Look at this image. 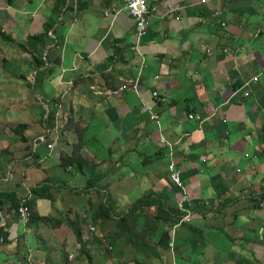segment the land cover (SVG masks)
I'll list each match as a JSON object with an SVG mask.
<instances>
[{"label":"crops","instance_id":"1","mask_svg":"<svg viewBox=\"0 0 264 264\" xmlns=\"http://www.w3.org/2000/svg\"><path fill=\"white\" fill-rule=\"evenodd\" d=\"M126 1L68 0L74 9L59 24L66 10L58 17L57 0H0V78L14 91L9 109L35 114L30 123L0 118V192L27 199L34 188L49 186L52 200L35 199V210L65 221L25 223L15 214L25 229H36L22 235L5 214L0 227L9 237L0 240V264H81L86 253L102 256L98 246L122 233L106 236L102 219L91 225L92 211L109 202L117 225L147 196L157 203L138 208L129 247L123 253L121 238L120 253L105 263L119 264L130 253L131 264H264V0H147L150 22L140 53L131 49L136 23ZM48 53L46 67H36ZM39 71L41 84L31 93L23 79L33 81ZM137 79L138 93L111 94ZM49 106L47 128L42 117ZM191 113L203 122L189 119ZM73 154L87 165H63L62 155ZM173 159L191 197L189 225L181 223L183 191L170 177ZM68 179L85 182L74 187ZM89 180L98 182L88 191ZM127 182L142 185L145 195L122 211L117 197L129 191ZM75 195L84 196L86 211L76 223L85 250L68 225ZM162 232L170 237L165 253L157 248ZM14 239L24 240V254L5 247Z\"/></svg>","mask_w":264,"mask_h":264},{"label":"trees","instance_id":"2","mask_svg":"<svg viewBox=\"0 0 264 264\" xmlns=\"http://www.w3.org/2000/svg\"><path fill=\"white\" fill-rule=\"evenodd\" d=\"M80 5V3H79ZM57 6H58V17L61 16V14L64 12V10H66L63 14V18L59 21V24H63L65 22V14H67V12H71L73 8L72 3H70V5H68V0H57ZM56 23V19L52 20L49 23H46L43 26V31L42 33H47L49 30H51L53 28V26ZM41 33V35H42ZM53 33L55 34V40L57 39V29L53 30ZM54 40V41H55ZM61 42L62 40L58 37V44L57 46H61ZM43 57V56H42ZM50 61V53H48L46 55V59L42 60L38 63V65L36 67L38 68H43L46 67V63ZM39 74H41V71H39L37 73L36 78L33 80V83L28 81L26 78L23 79L24 81H27L28 85H29V89L31 88V90L34 89V92H36L37 88L39 87V84H41V81H39L38 76ZM51 106H49V112L47 113V117L44 120L46 122L47 121H51L52 118V113H51ZM69 122H73V120H70ZM67 124H68V120H67ZM47 128H49V125L47 124ZM69 125V124H68ZM23 128L25 127V124H21L19 127H17L14 131L16 134H19L20 130L19 128ZM23 141H25V138H21ZM62 160H63V165H65L66 167L70 166H74L76 165L77 167L83 168L85 165H87V163H83L82 159L80 157H77L75 154L71 155V156H63L62 155ZM93 165V164H92ZM1 177V176H0ZM98 181H91L89 180L88 183V187L87 190H92L94 188V184H96ZM32 191L33 196H31L30 198H23V197H19L17 195V193L15 191H9V192H0V212L5 216L6 213H12V216H15V214H17L18 209L21 206H27L30 210L31 213V218L29 223H33V224H38L39 222L42 221H49V222H53L55 225L59 226L61 225L63 222L65 223L64 219H58V218H54V217H42L40 215L37 214L36 210H35V199H40V198H46V199H50L52 200L53 196L50 193V188L49 186H41V188H34ZM45 192V193H44ZM107 200H109V197L107 198ZM162 200V199H161ZM90 204L91 200L89 201ZM155 202V198H153V196H147L144 199H142L140 202L136 203L131 209H129L128 212H126L123 216L120 217V219L117 221V226L120 227L123 230V234H125L127 236V239H129L130 241L133 240L134 236L131 233V219L133 216H135V214L138 212V208L140 206H153ZM162 203V202H161ZM165 205V204H163ZM105 206H107V208H105L104 210L100 211V212H96L93 217H91L92 222H98L99 219H102V221H104V223L108 220V221H112L114 220V218L112 217V210L108 207L109 206V202H106ZM161 208L162 210L159 212V214L161 215L162 213H166L165 210L162 207L161 204ZM159 215V217H160ZM69 219L70 222H68V225L72 227L76 238L78 240V242L81 245V248L83 250H85L86 248V243L83 241V235L81 233V231L78 229L77 227V221H73L70 218ZM1 221V219H0ZM101 225H103L102 223H100ZM109 234H107L108 236ZM8 237H9V233L6 231V225L1 226L0 227V240L3 239L4 242L8 241ZM142 237V236H141ZM114 239L116 241H119L120 239H117L114 236ZM136 241L140 242V239L138 240L137 236H136ZM122 240V239H121ZM170 237H169V232H162V238L160 239V242L157 243V248H159V250L163 251L164 253L169 251L170 247V243H169ZM147 243H145L146 245ZM112 250V249H110ZM87 255V260H88V264H94L93 260H92V256L89 253H86ZM140 263L144 264L142 261H140Z\"/></svg>","mask_w":264,"mask_h":264},{"label":"rangeland","instance_id":"3","mask_svg":"<svg viewBox=\"0 0 264 264\" xmlns=\"http://www.w3.org/2000/svg\"><path fill=\"white\" fill-rule=\"evenodd\" d=\"M0 68H1V66H0ZM0 79L5 80V81H3L2 84H0V89L2 88V90H0V108H6V107H8L7 110L5 111L6 113L0 114V118H3V119H5V118H12V116L15 115L14 117L15 118H19L18 121L20 123H23V122H29L30 123V122H32V120L35 119V114L34 115H30V112H27V111H24L22 113L20 111H14L12 109H9V107L12 106V98L11 97L13 96L12 94H13L14 91L10 89L11 88L10 84L6 83L9 79H7V78H0ZM30 82L33 83V81H30ZM33 91H34V89L31 90V88H30V92L33 93ZM15 102L17 104L19 103V96L17 94H14V103ZM16 103L14 104V106H18ZM35 108H37V106L34 107V110H35L34 113H36V109ZM46 115H44V117H42V119H43L42 120V123L45 122L44 120L46 119ZM1 121L2 120H0V122ZM46 122H47V124H49L51 121H47L46 120ZM14 123H16V122H14ZM23 128L21 127V128H19V130H23ZM65 181L74 184L75 185L74 187H80V185L85 182V180H83V179H77V180H74V181L68 179V180H65ZM132 181L133 182H136L137 180H133L132 179ZM124 185H127L126 186V189H127V187H129V191L126 194H120L117 197L119 206L121 207V210L122 211L128 205H130L132 203L135 204L137 202L136 201L137 199H139L140 197H143L145 195V193L143 192L144 190H143L142 185H138V184H135L134 185L131 182H127ZM122 191H123V188H122ZM83 197L84 196H82V195H75V196H73L71 198L70 208H72V212L69 213L68 217L71 218L74 221H76L80 217H83L84 216L83 214H85L86 209H85ZM107 198H108V196H107ZM66 203H69V201H67ZM62 206H63L62 202L59 201L57 203V206L56 207H57V209H61ZM96 212H100V211L96 208L95 211H92L91 217H93V215ZM117 213L119 215L122 214L121 211L120 212H117ZM6 215L12 216V213H9L8 212V213H6ZM53 215L58 216V213L57 212L56 213L54 212ZM3 217H4V215H2L0 217V219L3 218ZM91 217L89 218V221L92 222ZM87 220H88V218H87ZM12 222H13V225L21 232L22 235H23V232L24 231H27L28 232V230H30V229L36 230L35 227L28 228V229L26 228L25 229L24 226H23V224L20 223L19 219L16 216H14ZM91 225L97 226L98 225V222H95V223L92 222ZM104 225H105L106 236H107V234L113 233L114 231H118V232H121L122 233V236L119 239L122 238L123 239V244H126L127 245L125 248H123V253H124V249H126V248L129 247L128 244H130L131 241L129 239H127V236L125 234H123L124 233L123 230L120 227H118L117 225H115V222L114 221H108L107 220ZM85 229H87V228H85ZM95 234H97V233H95ZM95 238H96V240H99V238L97 237V235L95 236ZM105 241H106L105 244H102L101 243V247L98 246V251L102 252V256H99V255L96 254V258H92L94 264H107V262L105 263V259L104 258H107V261H108L111 257H114V255H118V253H120V250L122 249V248H120V250H119V246L117 247V245H118L119 242L114 239V235L109 236ZM28 244H29L28 247H30V248L31 247H34V245H33V238H31L30 236L28 237ZM110 246L114 247L115 250H110V248H109ZM5 247L11 249L15 253L16 252L22 253V254L25 253V249H24L25 242H24L23 239L20 242V244L18 242H16V239H14V240H12L11 243L6 244ZM129 256H131L130 253H127V255L124 254L123 258H121L120 261H118L119 264H131L132 263V260H130ZM1 258L2 257L0 256V259ZM3 258H6V255L5 254L3 255ZM86 260H87L86 257L83 258V261H82L81 264H86ZM87 264H88V262H87Z\"/></svg>","mask_w":264,"mask_h":264},{"label":"built area","instance_id":"4","mask_svg":"<svg viewBox=\"0 0 264 264\" xmlns=\"http://www.w3.org/2000/svg\"><path fill=\"white\" fill-rule=\"evenodd\" d=\"M125 11H127L129 15L133 17L136 23L135 31H136L137 42L136 44L132 46L131 49L136 53H140L139 45H140L141 39L146 35L149 29L150 8L148 6V1L147 0H127L125 2ZM224 24L225 23H223V25ZM144 67H145V61L142 60L141 69H143ZM254 80L257 82L258 78L255 77ZM139 87H140V83L137 79L136 81H132L130 84L122 85L117 90L112 91L111 94L119 96L127 89H131L134 92L138 93ZM245 94L247 97L250 96V92L248 91H246ZM153 96L162 101H165L164 98L160 97L158 92H154ZM143 112L148 114L152 121L158 120V117H159L158 114L149 111L147 108H144ZM188 117L191 120H195L199 122H203L204 120L203 116L196 114V113H191L189 114ZM48 147L52 148V145H48ZM169 168H170L171 180L183 191L182 198L179 201V210L183 214L181 223L189 225L192 223V220L194 219V213L191 207V204H192L191 197L187 194V188H186V185L182 177V172L179 170L174 159ZM17 214L22 217L25 223H28L30 221L31 213L27 206H21L18 209ZM90 231L97 232V229L91 226Z\"/></svg>","mask_w":264,"mask_h":264}]
</instances>
